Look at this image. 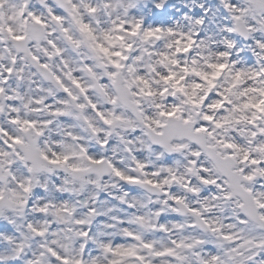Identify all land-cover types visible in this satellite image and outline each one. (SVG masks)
I'll return each instance as SVG.
<instances>
[{"label": "snow or ice", "instance_id": "6c2138e0", "mask_svg": "<svg viewBox=\"0 0 264 264\" xmlns=\"http://www.w3.org/2000/svg\"><path fill=\"white\" fill-rule=\"evenodd\" d=\"M98 11L0 0V264H264V37L211 71L145 49L152 78ZM221 15L240 48L264 0Z\"/></svg>", "mask_w": 264, "mask_h": 264}, {"label": "clouds", "instance_id": "9594fccd", "mask_svg": "<svg viewBox=\"0 0 264 264\" xmlns=\"http://www.w3.org/2000/svg\"><path fill=\"white\" fill-rule=\"evenodd\" d=\"M87 2L99 9L95 16L89 18V22L93 24L98 35H101L105 28L112 30L115 25L125 24V31L112 32V35L114 38L117 35H124V43L130 44L132 51H125L123 43L119 40H115L114 51H124L125 55L130 58L129 62L137 56L142 57L137 67L143 74L152 78L155 77L152 72L148 71V66L156 64L160 57L146 55L145 49L153 53L161 51L169 54L176 53L177 48L183 49L191 37L195 41L192 47L187 52L182 51L173 58L179 59L181 65L187 64L189 68L211 71L207 68V64L220 63L225 60L218 55L220 51L236 54L241 48H251L247 41L249 39L254 41L257 34L264 37V26H256L254 32L248 33L243 38L244 44L240 48H228L226 41L232 38L235 43L236 40L231 33L226 31L227 24L224 23L226 18L221 15L225 0H87ZM106 3L111 7L105 8ZM240 3L243 5L245 0H240ZM156 19H160L161 23H155ZM227 19H231V14ZM201 20L205 22L199 23ZM145 22L148 28L163 29L162 33H158L159 39L150 38L147 41L143 39ZM133 23L141 24L140 34L136 37L126 35V31ZM169 28L173 29L174 35L168 33ZM177 41L182 43L177 44ZM168 45L172 47L169 48ZM243 59L244 57L241 56L240 60ZM193 61L196 63L193 64ZM157 68L160 71H166L158 64ZM191 79L195 77H190Z\"/></svg>", "mask_w": 264, "mask_h": 264}]
</instances>
